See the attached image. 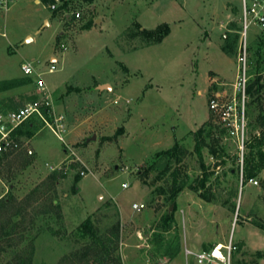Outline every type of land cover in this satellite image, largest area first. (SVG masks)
<instances>
[{
  "label": "rangeland",
  "instance_id": "1",
  "mask_svg": "<svg viewBox=\"0 0 264 264\" xmlns=\"http://www.w3.org/2000/svg\"><path fill=\"white\" fill-rule=\"evenodd\" d=\"M6 1L9 11L0 8V81L25 84L0 92V106L34 101V83L21 70L22 63L33 61L44 72L56 115L63 116L66 143L33 118L20 133L31 141V165L14 159L3 165L0 199L23 200L48 178L51 167L66 177L38 200L40 205L46 197L55 199L61 218L37 216L21 241L0 238V264L20 258L68 264L87 243L79 228L88 217L100 232L119 226L115 256L123 264H199L186 257V248L209 251L230 242L236 250L229 264H264V167L253 182L242 184L247 153L242 140L252 133L248 116L261 110L235 88L244 43L249 81L261 77L264 84V26L252 19L245 32L244 0H75L66 9L71 22L65 10L51 9L47 0ZM166 24L169 35L153 44L145 31ZM53 64L56 71L49 73ZM104 84L110 89L97 88ZM217 93H222L219 104L235 108L236 103L237 112L242 110L233 133L223 132L211 109ZM200 128L212 132L209 143L217 151L203 148V162L195 152ZM169 149L175 151L168 156ZM175 169L183 189L172 200ZM205 173L206 187L197 189ZM133 203L145 208L136 211ZM36 207L28 208L27 221Z\"/></svg>",
  "mask_w": 264,
  "mask_h": 264
},
{
  "label": "trees",
  "instance_id": "2",
  "mask_svg": "<svg viewBox=\"0 0 264 264\" xmlns=\"http://www.w3.org/2000/svg\"><path fill=\"white\" fill-rule=\"evenodd\" d=\"M48 1H50L52 5H56V9L65 10V19L67 18V22L73 21L74 17H72L71 13H69V11L67 10L75 0H59V2H56L55 0ZM93 1L94 0H85V2L88 4H93ZM91 26L92 23L91 21H89L85 28L90 29ZM169 33L170 28L167 24L164 25L163 30L159 29L155 31H145V35L147 37L153 38V44L161 43L164 38L169 35ZM250 74L251 73H249V75ZM24 84V81H0V92L9 91ZM246 94L251 98L252 105L256 103L259 104L261 112L258 116H251V113L250 117L248 116L249 119L247 126L251 129L252 133H250V137L244 142V148L247 150V153L245 154L243 159V185H245L246 181L257 177L259 172L264 167V103L262 101V96H264V84L261 83V77H256L251 82H248ZM8 108H3L2 106H0V111L5 112L7 110L16 109ZM25 126L31 127V120L25 123L24 127ZM223 132H226L225 128H223ZM212 136V132L206 131L205 128H200L195 134V152L202 162L203 148L209 147L212 154H215L217 152L215 144L209 143L210 139H213ZM174 151V149H169L166 153L169 156ZM28 164L29 161L26 160L22 165L26 166ZM170 176L172 177L170 187V191L172 193L171 198L172 200H175V197L183 189V185H181L179 182L178 169H175L172 173H170ZM65 177V173L61 169L53 170L48 178L39 186L35 187L23 200L18 201L17 199L15 200L14 198L6 196L0 199V225L2 226L0 238L8 239L9 243L13 242L16 239L21 241L24 239V233L29 228L28 224H33L37 216L55 215L56 217L61 218L59 206L54 202L55 199L46 197L45 199H42L43 201L42 203H40V205L38 203V200L40 196H48V194L50 193V189L57 188L60 180ZM208 178L209 174L205 173L204 177L199 181L197 189H205ZM201 197L206 201H210V197L206 193H201ZM34 203H36L38 207L33 209L34 213L33 215L29 216V221H27L26 217L28 215V208L31 207ZM172 203L175 206V201H173ZM15 218H19V220ZM165 221L166 227L169 228L171 226V222L173 223L174 221L172 212L168 211ZM79 233L83 239H86L87 243L84 246L83 252L81 254L71 255V257L67 258L68 264H123L120 257L115 256V252L117 250L120 239L119 226H116L113 229L108 230L107 232H100L99 229L96 228L93 224L92 218L88 217L81 224ZM14 236L18 237L12 239ZM176 253H174V255ZM16 264H31V260L29 258L28 261H25L23 258H20L16 261Z\"/></svg>",
  "mask_w": 264,
  "mask_h": 264
},
{
  "label": "built area",
  "instance_id": "3",
  "mask_svg": "<svg viewBox=\"0 0 264 264\" xmlns=\"http://www.w3.org/2000/svg\"><path fill=\"white\" fill-rule=\"evenodd\" d=\"M250 1L251 3L248 6L247 0H244L245 32L249 28L252 19L257 20L261 25L264 26V16H262L261 13L263 0ZM0 8H4L6 11H8V2L6 0L1 1ZM51 9L55 10L56 5H52ZM75 17L79 18L80 13H76ZM238 62L240 65L239 76L235 88L237 91L242 93L244 98L243 101H245L249 82L246 43H244V45H242L240 48ZM21 70L25 77L31 78L33 80L35 87V99L33 102H28L27 104H24L23 106L14 110H7L5 112L0 111V170H2L5 163L21 153H25L28 156H33L34 151L31 147V141L29 139L22 138L20 134L25 123L32 120L33 118L41 121L44 127L48 128L60 142L66 143V129L62 123L63 116H57L54 111L53 95L45 79L43 78L44 72L39 71L33 61H26L22 63ZM47 71L49 73L55 72V65H51ZM221 97L222 93L215 94L214 98L210 101V106L214 112H217L221 125L226 129V131L233 133L232 128L236 126L234 122L235 117H237V113L239 112L240 114L242 110L240 109L237 112L238 105L236 103L235 108H233L232 105L219 104ZM245 126L243 114V122L241 123L242 138L244 137ZM243 146L244 139L242 140V149ZM51 168L54 170L53 167ZM250 181L253 182V179ZM255 184H257L256 181ZM123 187L127 188V184H124ZM132 207L136 211H142L145 208V204L133 203ZM225 250L228 251V254L225 252ZM233 250H236V246L233 245L232 242L226 246L223 244H217L209 251H202L201 253L195 254V257L199 264H229L230 255ZM187 255H193V253L187 251Z\"/></svg>",
  "mask_w": 264,
  "mask_h": 264
},
{
  "label": "crops",
  "instance_id": "4",
  "mask_svg": "<svg viewBox=\"0 0 264 264\" xmlns=\"http://www.w3.org/2000/svg\"><path fill=\"white\" fill-rule=\"evenodd\" d=\"M21 2H24V1H28V0H20ZM48 1V0H47ZM58 2H59V0H58ZM96 7L95 6H91V9L92 10H96L95 9ZM9 11V10H8ZM68 17V16H67ZM67 19V18H66ZM43 20V19H42ZM44 20L48 23V26L49 25H51L52 23L50 22V20L48 19V17L46 16V18H44ZM41 27V26H40ZM38 28L37 30H36V34L37 33H40L41 32V29L42 28ZM62 33L63 32H60L59 33V35H62ZM58 36V35H57ZM31 37L33 38V40L35 39V37H34V35L33 34H31ZM51 60L53 61V62H57L58 61V57H51ZM129 69V68H128ZM24 76V75H23ZM99 86L100 85H98V89H99ZM30 156H28V155H26L25 153H21V154H19V155H17V156H15L13 159L15 160V161H18L19 163H24V161H26L28 158H29ZM12 160V159H11ZM29 164L28 165H26V166H24V167H27V166H29V165H31V158H29ZM58 187V186H57ZM3 198V197H2ZM187 249V251H190V252H192L193 253V255H186V257H188V256H192V259L191 260H195V262H197V259H196V257H195V254H197V253H199V252H201L202 250H200L199 249V247L198 246H195V245H191L189 248H186Z\"/></svg>",
  "mask_w": 264,
  "mask_h": 264
},
{
  "label": "water",
  "instance_id": "5",
  "mask_svg": "<svg viewBox=\"0 0 264 264\" xmlns=\"http://www.w3.org/2000/svg\"><path fill=\"white\" fill-rule=\"evenodd\" d=\"M55 1L58 2V0H55ZM28 40H31V39L28 38L27 41H28ZM99 89H100V90H104V89L107 90V89H110V85H108V84L100 85V86H99ZM95 139H96V136L94 135V136L92 137V140H95Z\"/></svg>",
  "mask_w": 264,
  "mask_h": 264
}]
</instances>
